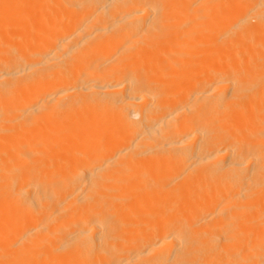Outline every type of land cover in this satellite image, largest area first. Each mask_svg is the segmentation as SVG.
<instances>
[{
    "label": "bare ground",
    "instance_id": "1",
    "mask_svg": "<svg viewBox=\"0 0 264 264\" xmlns=\"http://www.w3.org/2000/svg\"><path fill=\"white\" fill-rule=\"evenodd\" d=\"M0 264H264V0H0Z\"/></svg>",
    "mask_w": 264,
    "mask_h": 264
}]
</instances>
